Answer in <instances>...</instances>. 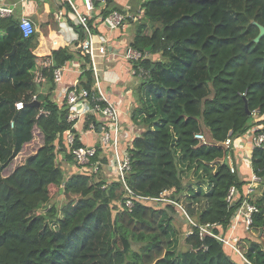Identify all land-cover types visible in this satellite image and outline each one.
<instances>
[{
    "label": "trees",
    "instance_id": "trees-1",
    "mask_svg": "<svg viewBox=\"0 0 264 264\" xmlns=\"http://www.w3.org/2000/svg\"><path fill=\"white\" fill-rule=\"evenodd\" d=\"M140 10L131 46L144 49L146 57L134 61L140 83L131 120L144 129L138 137L131 136L135 140L125 181L139 196L159 198L168 191L183 209L139 201L126 208L124 184L109 183L101 176L103 171L97 177H67L57 163L61 153L74 164L65 132H73L76 148L85 143L68 119V106L53 99L54 70L80 57V50L53 51L48 59L52 66L41 69L33 52L36 35L25 39L20 20L2 18L0 60L12 47L18 50L12 59L15 71L7 68L9 62L0 61V76L2 72L24 76V70L31 69L33 78L40 73L44 81L36 82L26 95L15 89L12 79H0V264H242L224 243L209 235L201 238L193 226V233L184 238L187 251H180L181 235L173 222L181 215L189 224L187 213L198 224L218 225L214 231L225 234L243 203L242 197L233 205L227 200L231 188L243 193L247 181L237 166L232 173L230 148L224 143L230 133L239 140L254 126L264 130V37L256 41L258 25L264 27V0H143ZM115 11L123 14L109 0L102 16ZM78 31L82 39V30ZM176 53L179 62L174 60ZM159 56L167 60L159 62ZM160 66L181 71L182 82H187L184 89L203 73L202 82L210 84L211 94L203 98L198 112L188 111L189 101L183 96L173 98L167 109L161 107L151 86ZM84 69L79 86L91 90L93 73L86 64ZM20 102L24 108L19 111ZM93 124L101 126L90 115L84 132ZM35 129L43 136V146L5 177L10 162L34 139ZM6 139L10 147L4 145ZM251 160L263 185L264 149H254ZM250 201L260 212L254 215L249 234L259 239L247 238V233L236 244L252 264H264V244L259 241L264 238V196Z\"/></svg>",
    "mask_w": 264,
    "mask_h": 264
},
{
    "label": "built area",
    "instance_id": "built-area-1",
    "mask_svg": "<svg viewBox=\"0 0 264 264\" xmlns=\"http://www.w3.org/2000/svg\"><path fill=\"white\" fill-rule=\"evenodd\" d=\"M68 1L70 2L73 16H75L78 26L84 35V37L81 39V42L79 43V50L82 57L87 59L86 67L93 73L95 86L92 87L91 90L81 89L79 87H73L69 89L64 88L63 92H61L59 96L61 97V100L59 101L60 103L56 100L55 102H58L60 106H68V119L70 122L75 123L74 128L76 130L79 128L84 129L85 119L90 115L95 116L101 122V126L99 127L95 124L90 127V130L92 131H98L101 129V139L99 146H89L85 144L82 147L76 148V137L73 132H65L64 139L74 160V164L71 165L74 171L70 176L74 174H84L87 176L97 177L103 168V170L108 169L109 171H112L114 168L116 170V174L118 175L119 181H121L126 188V208H133L134 201L152 204L156 207L162 206L163 203L176 204L182 208L176 201H173L169 198L171 193L168 191L164 192L159 198H152L136 195L127 187L125 179L131 170L129 150L132 148L131 142H133L134 139L130 140L131 138L128 136V134H125V136L122 135L123 128L119 105L111 102L107 95L102 93L98 82V63L99 60H102L107 55V45L109 41L102 36L97 38L94 33V26L91 24V15L95 10L94 0H83L86 12H81L71 0ZM12 14L13 10L11 8L0 7V19L9 17ZM125 20V15L117 11L111 13L107 17L102 18L103 24L106 25L110 30H116L124 27ZM20 31L25 39H29L35 35L36 27L31 20L24 17L20 20ZM145 57L146 54L140 50L129 48L126 51V58L133 63L134 61H139ZM51 66V62H47L46 68H50ZM84 71L82 69V72ZM133 75L136 77L139 76L137 75L135 69ZM42 81H44V79L38 75L36 82ZM54 82L57 86L63 83V67L54 70ZM16 108L20 111L24 108V104L20 102L16 105ZM253 116L255 121L259 120L258 112H254ZM262 129L263 128L260 126H254L246 135L240 137L239 140L234 139L230 133L229 138L224 143L225 146L230 148L228 152V160L232 173L236 172V166L240 171L242 168V163L246 165L250 173V178L246 180L244 179L247 181V184L243 187V193H240L236 187L231 188L229 192L227 200L231 203V205L235 204V201L239 200L241 197L244 199L243 203L238 208L235 216L233 217L231 228L228 230L229 234L226 235L223 232L220 234L216 233L214 229L218 227V225L198 224L192 220L187 213H185L189 224L199 230L201 238H203L205 235H209L224 243L226 247L233 251L231 253L235 254L238 258L237 260H239L242 264L252 263L244 256L241 251H239L238 245L236 244L238 239L237 228L242 226L244 231L250 232L253 225L254 215L260 212L259 207L250 200L253 199V202L256 201L254 193L256 192V186L260 184V179L254 174L252 170L251 159L254 149H264V130ZM196 137L205 142L204 136L197 135ZM119 141L123 144L122 149L119 147ZM60 150L61 148L59 147L58 151ZM107 154H110L111 159L108 158ZM243 155H246V157L243 158ZM58 158L59 159L57 163L59 165L63 161L66 162L61 153L58 154ZM104 158L108 160L107 163L103 162ZM67 177L69 176L67 175ZM252 194H254V196H252ZM235 218L238 219V221H235ZM188 232V235L193 233L192 229Z\"/></svg>",
    "mask_w": 264,
    "mask_h": 264
},
{
    "label": "crops",
    "instance_id": "crops-1",
    "mask_svg": "<svg viewBox=\"0 0 264 264\" xmlns=\"http://www.w3.org/2000/svg\"><path fill=\"white\" fill-rule=\"evenodd\" d=\"M71 1L81 12H86L83 0ZM108 1L94 0L95 10L91 15V24L96 29L95 35L97 38L105 34V38L109 41L107 55L102 60H99L98 63L99 87L111 102L119 105L123 131H126L130 138L131 136L138 137L142 130H139L132 123L131 116L136 108L135 92L140 82L133 75L134 63L126 58V51L132 48L131 44L138 27V20L133 19V16L141 13L140 4L143 0H114L115 6L122 9V13L126 18L125 26L116 30H110L102 22V12L108 7ZM0 7L11 8L13 10L11 16L18 20L25 17L35 23L37 39L33 52L37 56V64L41 69L46 68V64L49 62L48 59L53 51L64 48H68L75 53L77 50L79 51V43L81 42L78 31L79 26L75 16H73L68 0H0ZM86 61L81 56L65 63L63 66V83L56 86L53 95L54 101L59 102L61 100L59 96L64 88H81L79 83L83 75L82 69L84 71V66L87 64ZM78 130L81 133L83 143L89 146H99L101 129L88 132H84L83 128ZM107 156L111 159L110 154H107ZM61 164V168L64 171L66 170V174L70 176L74 171L72 166L64 161V165L62 166ZM241 166L240 172L245 176L244 179L250 178V176L247 177L245 172V169H247L246 165L242 163ZM238 230H240L239 234L242 237H247L248 234L243 229Z\"/></svg>",
    "mask_w": 264,
    "mask_h": 264
},
{
    "label": "rangeland",
    "instance_id": "rangeland-1",
    "mask_svg": "<svg viewBox=\"0 0 264 264\" xmlns=\"http://www.w3.org/2000/svg\"><path fill=\"white\" fill-rule=\"evenodd\" d=\"M140 6H141V4H140ZM138 15L137 14L134 15L133 19H137L139 21V19L142 15L141 16H138ZM27 19H29V18H27ZM29 20H31V19H29ZM34 25H35V23H34ZM137 25H139V23ZM95 30L96 29H94V33L96 32ZM36 31H37V29H36ZM105 36H106L105 34L102 35L103 38H105ZM7 50H8V47H7ZM17 50H18L17 46L12 47V49L8 53H6L4 57L2 56L3 58H1V60H0V61L9 62L10 68L9 67H7V68L13 69L14 71H15V66H14L15 62L12 59L15 56V54L17 53ZM182 53H184V51H182ZM79 54L81 57L82 56L81 53H79ZM178 55H180V54L176 53V56H174V60L176 62H179V60L177 58ZM198 58H199V56H198ZM165 60H167V59H164V58L159 56V59H158L159 62L165 61ZM201 62L202 61H200L199 65H198L199 70H201V67L203 65ZM24 72H25L24 76H16V77L11 72H2L0 79H8V78L12 79L11 83H14L15 89H18L19 91H24V93L26 95H30V93L32 91L31 89L33 88L34 84L36 83V79L33 78L31 69H28L27 72H26V70H24ZM180 75H181V71H177V70L166 71L164 67L160 66L157 68L156 80L151 85L152 89H153L154 93L159 97L160 105H161V107H163L164 110L167 109V107L170 105L171 100L173 98L178 97V96H183V97L187 98L189 101L188 111L190 113L192 112V114H193V112H198L199 108L201 106V101L203 100V98H205L207 95L211 94L210 84L203 83L202 82L203 73L202 74L199 73L198 77H196L195 80L193 79L192 85L187 86L190 88L184 89L185 88L184 86L187 82L186 81L182 82L183 77H180ZM193 96H195L197 98H195ZM198 99L200 100V103L197 102ZM136 106H137V104H136ZM137 128L139 130L144 129V128H141L138 126H137ZM133 142H131L132 145H133ZM43 143H44V141H43L42 134L40 133V131L38 129H35L34 139L30 143L25 144L22 151L14 158V160H12L10 162V164L8 165V167L6 168V170L4 172V176L7 177V176L11 175L16 170L17 167L25 164L26 160L30 156L34 155L43 146ZM10 144H11L10 139H6L4 145L7 147H10L11 146ZM122 146H123L122 142L119 141V147L121 149H122ZM245 157H246V155L245 156L243 155V158H245ZM61 165L62 166L64 165L63 162ZM103 169L101 170V171H103V174L101 176L107 177L109 183L119 181L118 175L116 174V170L114 168L112 171L111 170L109 171L108 169H105V170H103ZM248 170H249L248 168L245 169L247 177L250 176L248 173ZM69 172H71V171H69ZM69 177H71V176H69ZM98 178H100V177H98ZM98 178H96V179L98 180ZM120 191H121V189H119L117 192H120ZM254 194H255V197L257 199L262 198L264 196V184L263 185L258 184L256 186V192ZM254 194H252V196H254ZM57 199H58L57 202L61 203L62 197L60 196V198H59V196H58ZM235 221H238V219L235 218ZM173 224H174L175 228L180 232V235H181L180 236V241H181L180 251H187V247L184 244V238L186 237L187 233H189L188 231H190L191 225L188 224L186 222V220H184V218L181 215L180 216L179 215L174 216ZM238 229H243V227L241 226V227L237 228L238 238H241L242 236H241V234H239L240 230H238ZM247 233L249 234V232H246V234ZM225 234L228 235L229 234L228 231ZM247 238H251L252 240H258L259 239V238H257V236H255V234H253L252 236L249 234ZM259 241L264 244V238L262 240H259ZM239 251H241V250L239 249ZM230 254H231L230 256L235 260L237 256L233 253H230Z\"/></svg>",
    "mask_w": 264,
    "mask_h": 264
},
{
    "label": "water",
    "instance_id": "water-1",
    "mask_svg": "<svg viewBox=\"0 0 264 264\" xmlns=\"http://www.w3.org/2000/svg\"><path fill=\"white\" fill-rule=\"evenodd\" d=\"M258 27H259V30H260V33H259V36H258V38H257V40L256 41H259L261 38H263L264 37V27H262V26H260V25H258ZM16 49V48H15ZM148 51L150 50V48H148L147 49ZM140 51H144V49H140ZM32 106H39V103H37V102H33L32 104H31ZM246 111H247V113L250 115V110H249V107H248V104L246 103Z\"/></svg>",
    "mask_w": 264,
    "mask_h": 264
},
{
    "label": "clouds",
    "instance_id": "clouds-1",
    "mask_svg": "<svg viewBox=\"0 0 264 264\" xmlns=\"http://www.w3.org/2000/svg\"><path fill=\"white\" fill-rule=\"evenodd\" d=\"M251 231V230H250Z\"/></svg>",
    "mask_w": 264,
    "mask_h": 264
}]
</instances>
